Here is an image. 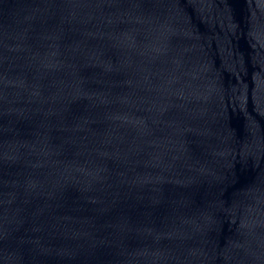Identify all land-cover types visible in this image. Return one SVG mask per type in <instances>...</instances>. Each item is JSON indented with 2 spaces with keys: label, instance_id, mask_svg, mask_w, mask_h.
<instances>
[{
  "label": "water",
  "instance_id": "water-1",
  "mask_svg": "<svg viewBox=\"0 0 264 264\" xmlns=\"http://www.w3.org/2000/svg\"><path fill=\"white\" fill-rule=\"evenodd\" d=\"M0 264H264V0H0Z\"/></svg>",
  "mask_w": 264,
  "mask_h": 264
}]
</instances>
